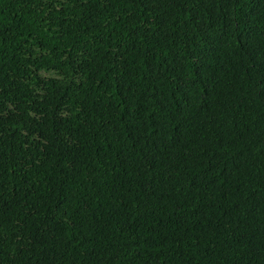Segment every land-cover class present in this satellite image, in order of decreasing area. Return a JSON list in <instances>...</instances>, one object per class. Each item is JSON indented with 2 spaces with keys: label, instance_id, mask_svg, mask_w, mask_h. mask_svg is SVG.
Listing matches in <instances>:
<instances>
[{
  "label": "trees",
  "instance_id": "16d2710c",
  "mask_svg": "<svg viewBox=\"0 0 264 264\" xmlns=\"http://www.w3.org/2000/svg\"><path fill=\"white\" fill-rule=\"evenodd\" d=\"M0 264H264V0H0Z\"/></svg>",
  "mask_w": 264,
  "mask_h": 264
}]
</instances>
